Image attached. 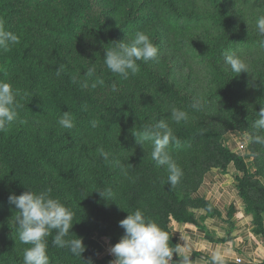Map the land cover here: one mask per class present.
Instances as JSON below:
<instances>
[{
    "label": "trees",
    "instance_id": "trees-1",
    "mask_svg": "<svg viewBox=\"0 0 264 264\" xmlns=\"http://www.w3.org/2000/svg\"><path fill=\"white\" fill-rule=\"evenodd\" d=\"M168 7L164 0H0V26L19 38L10 51L0 53V80L18 90L21 105L17 119L6 131H0V233H9L7 241L0 239V264H23V252L31 246L19 241L18 214L8 202L9 195H20L28 189L49 192L74 213L72 232L83 238L87 249L77 257L68 248L53 246L52 230L46 237L49 264H87L89 259L100 264L94 238L108 236L114 241L124 235L116 212L108 211L115 200L106 201L97 192L111 188V180L117 177L114 175L120 174L118 167H111L118 160L117 153L108 152L137 147L132 133L139 132L143 124L161 119L168 121L180 141L173 151L201 135L202 130L193 129L196 126L188 120L177 124L170 119L173 107L185 111L189 101L184 97L186 88L178 87L172 79L171 61L169 70L161 69L159 57L140 61L139 72L127 80L111 73L103 62L104 45L110 48V42L125 41L127 35L131 40L137 31L150 37L158 53L178 43L173 35L177 29L182 31L180 42L192 45L194 42L184 39V33L205 19L198 17L196 22L179 26L180 22L164 15ZM219 27V44L207 54L209 61H219L218 97L225 108L239 109L255 118L264 107V83L256 85L254 93L246 91L248 73L238 76L225 69L224 58L229 51L243 59L255 49L264 53V34L254 32L244 20L235 31H231L236 27L233 19ZM261 61L259 74L264 78ZM61 65L64 70L57 76ZM92 67L94 74L86 76ZM100 79L103 85L98 83ZM158 85L162 90L157 93L159 100L151 95ZM165 92L168 96L161 98ZM64 112L71 114V129L58 124ZM92 121L96 127H92ZM98 148L109 154L108 162ZM230 163L236 165L231 159L227 165ZM239 186L245 196L241 183ZM134 192L130 206L135 208L138 191ZM197 202L199 206L201 202ZM72 238L76 237L70 230L66 239ZM171 239L174 249L172 233ZM172 264L183 263L172 260Z\"/></svg>",
    "mask_w": 264,
    "mask_h": 264
},
{
    "label": "rangeland",
    "instance_id": "rangeland-1",
    "mask_svg": "<svg viewBox=\"0 0 264 264\" xmlns=\"http://www.w3.org/2000/svg\"><path fill=\"white\" fill-rule=\"evenodd\" d=\"M164 1L167 7L170 5L164 15L180 22L179 26L188 21L196 22L198 17L205 19L200 24L191 23L190 31L184 33V39H191L194 42L192 45L184 46L180 42L182 31L177 29L173 31V35L178 43L167 45L158 53L161 69H170L176 85L186 88L184 97L189 99L185 105L187 120L196 126L193 129L202 130V133L196 141L182 145L178 151H173L176 147L174 143L169 145L168 151L183 173L174 187L168 182L166 168L158 167L151 159V142H145L144 148L138 145L128 151L120 149L119 152H108L117 153L118 160L115 161L124 165L127 173L125 175L120 170V174L114 175L117 177L111 180L110 187L115 202L108 207V211L116 212L122 220L128 213L141 210L146 218L156 222L168 233L172 248L173 225L190 219L191 213L197 207L205 176L213 170L225 168L230 159L235 161L240 172L239 181L247 197V204L253 213L264 216V144L254 140L256 135L264 137V130L254 128L258 115L253 118L239 109L225 108L218 97L219 61L207 59V54L219 44V25L225 24L226 20L233 19L236 22V27L231 28V31L238 29L244 20L249 28L260 34L256 21L259 16L264 15V0ZM244 60L249 66L246 91L254 93L255 86L264 83V78L259 74L264 53L255 49L254 52L247 53ZM224 68L228 69L227 66ZM160 89L161 86L158 85L151 93L157 100L160 99L157 94ZM167 96V92L161 93V98L166 99ZM194 98L201 100L202 106L199 110L190 107ZM206 102L210 104L205 105ZM225 149L234 155L233 159ZM115 161L112 168L118 167ZM134 191H138L133 201L135 208L130 206L131 195L135 196ZM8 235L9 233L2 232L0 239L7 241ZM94 240L99 246L97 252L100 264H110L114 257L109 254V249L120 239L113 241L107 236L102 239L95 237Z\"/></svg>",
    "mask_w": 264,
    "mask_h": 264
},
{
    "label": "clouds",
    "instance_id": "clouds-1",
    "mask_svg": "<svg viewBox=\"0 0 264 264\" xmlns=\"http://www.w3.org/2000/svg\"><path fill=\"white\" fill-rule=\"evenodd\" d=\"M256 27L260 34H264V15L258 17ZM18 42L17 34L0 26V53H7ZM110 43V48H105L104 45V65L111 73L119 75L124 80L139 72L138 62L146 63L158 58L157 46L143 31L135 32L131 40L127 35L125 41ZM224 62L227 68L238 76L249 71L248 63L235 52H227ZM63 70L64 66L61 65L56 75L59 76ZM94 71V67L89 68L85 75L91 77ZM98 83L103 85L104 81L100 79ZM83 86L88 85L85 83ZM92 87H96V83H93ZM111 89L113 92L117 91L116 85L113 84ZM18 96V90H14L10 83L0 80V131H6L7 127L17 119V110L21 107ZM201 106V100L198 98H194L190 105L195 110H199ZM257 114L259 118L255 121L254 128L264 130V107ZM170 119L178 124L187 121L188 116L185 111L173 107ZM58 124L71 129L74 126L71 114L64 112L58 119ZM91 124L92 127H96L95 121ZM132 135L136 138L137 144L143 148L145 142H151V159L158 167L166 168L169 184L173 187L177 185L183 173L170 155L168 148L172 143L179 146L180 141L174 135L168 121L161 119L152 124H143L141 130ZM254 140L256 143L264 144V137L260 135H256ZM97 151L106 162L109 161V154L103 148H98ZM115 164L120 167L122 173L127 174L124 165L119 161H115ZM97 192L106 201L114 198L111 188ZM8 202L14 206L15 213L18 214L16 223L19 241L25 245H31L23 252V264H49L46 237L52 230H55V236L51 242L53 246L61 249L68 248L77 257H82L87 250L83 238L77 237L72 232L74 213L59 199L53 198L49 192L37 193L28 189L20 195H9ZM119 227L124 230V235L109 249V254L114 257L110 264H167L174 251L169 245V235L156 222L146 218L141 210L137 209L131 214L128 213L127 217L119 222ZM70 230L76 238L66 239ZM178 248L179 245L176 250ZM219 260L218 254L212 256L214 264ZM87 264H94V261L89 259Z\"/></svg>",
    "mask_w": 264,
    "mask_h": 264
},
{
    "label": "crops",
    "instance_id": "crops-1",
    "mask_svg": "<svg viewBox=\"0 0 264 264\" xmlns=\"http://www.w3.org/2000/svg\"><path fill=\"white\" fill-rule=\"evenodd\" d=\"M239 179L234 163L205 176L192 218L173 225L167 264H214V254L220 257L215 264H264V216L250 211Z\"/></svg>",
    "mask_w": 264,
    "mask_h": 264
},
{
    "label": "built area",
    "instance_id": "built-area-1",
    "mask_svg": "<svg viewBox=\"0 0 264 264\" xmlns=\"http://www.w3.org/2000/svg\"><path fill=\"white\" fill-rule=\"evenodd\" d=\"M241 261H242L241 259H238V260H237V263H241Z\"/></svg>",
    "mask_w": 264,
    "mask_h": 264
}]
</instances>
